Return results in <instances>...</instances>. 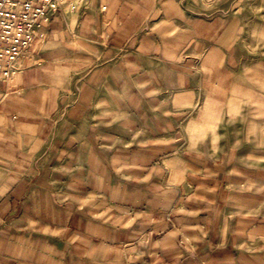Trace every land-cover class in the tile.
Masks as SVG:
<instances>
[{
    "label": "crops",
    "instance_id": "0c3cea01",
    "mask_svg": "<svg viewBox=\"0 0 264 264\" xmlns=\"http://www.w3.org/2000/svg\"><path fill=\"white\" fill-rule=\"evenodd\" d=\"M0 72V264H264V0H63Z\"/></svg>",
    "mask_w": 264,
    "mask_h": 264
},
{
    "label": "built area",
    "instance_id": "2783aa9c",
    "mask_svg": "<svg viewBox=\"0 0 264 264\" xmlns=\"http://www.w3.org/2000/svg\"><path fill=\"white\" fill-rule=\"evenodd\" d=\"M63 0H0V72L14 75L18 59L43 34L39 28L60 9Z\"/></svg>",
    "mask_w": 264,
    "mask_h": 264
},
{
    "label": "rangeland",
    "instance_id": "374dc122",
    "mask_svg": "<svg viewBox=\"0 0 264 264\" xmlns=\"http://www.w3.org/2000/svg\"><path fill=\"white\" fill-rule=\"evenodd\" d=\"M233 0H193V3L198 6H205L207 5H217V3H220V5H229L231 4Z\"/></svg>",
    "mask_w": 264,
    "mask_h": 264
}]
</instances>
